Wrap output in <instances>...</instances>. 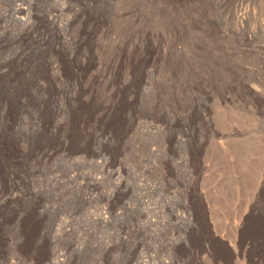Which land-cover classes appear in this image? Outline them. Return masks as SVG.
<instances>
[{"label": "rangeland", "instance_id": "1", "mask_svg": "<svg viewBox=\"0 0 264 264\" xmlns=\"http://www.w3.org/2000/svg\"><path fill=\"white\" fill-rule=\"evenodd\" d=\"M59 1L0 0V264H264V0Z\"/></svg>", "mask_w": 264, "mask_h": 264}, {"label": "bare ground", "instance_id": "2", "mask_svg": "<svg viewBox=\"0 0 264 264\" xmlns=\"http://www.w3.org/2000/svg\"><path fill=\"white\" fill-rule=\"evenodd\" d=\"M68 1H69V0H68ZM113 1H115V0H113ZM23 2H24V1H23ZM55 2H56V1H55ZM58 2H61V1L58 0ZM14 3H15V2H14ZM16 3H17V2H16ZM56 3H57V2H56ZM56 3H55V4H56ZM67 3H68V2H67ZM69 3H70V2H69ZM72 3H74V2H72ZM84 3H85V2H84ZM55 4H54V5H55ZM61 5H63V4H61ZM73 5L75 6V3H74ZM20 6H21V5H20ZM20 6H19V4L15 6L14 12H15L16 14H17V13H18V14H22V13H24V9H23L22 7H20ZM25 6H26V5H25ZM59 6H60V5H59ZM74 6H73V7H74ZM76 6H77V5H76ZM81 6H82V5H81ZM81 6H80V7H81ZM77 7H78V6H77ZM82 7H84V6H82ZM85 7H86V6H85ZM85 7H84V8H85ZM55 8H56V7H55ZM55 8H54V9H55ZM65 9H66V8H65ZM67 9H68V8H67ZM77 9H78V8H77ZM58 10H59V9H58ZM82 11H83V10H82ZM82 11H81V12H82ZM84 11H85V10H84ZM89 11H90V10H89ZM0 12H1V11H0ZM8 12H9V11H7V13H8ZM39 12H40V11H39ZM43 12H44V11H43ZM242 12H243V11H242ZM242 12H241V13H242ZM1 13H3V12H1ZM1 13H0V14H1ZM15 13H14V14H15ZM25 13H26V12H25ZM29 13H30V12H29ZM32 13H33V12H32ZM50 13H51V12H50ZM55 13H56V12H55ZM63 13H64V12H63ZM123 13H124V12H123ZM4 14H5V12H4ZM30 14H31V13H30ZM30 14H29V15H30ZM34 14H35V13H34ZM34 14H33V15H34ZM37 14H38V13H37ZM52 14H53V13H52ZM52 14H51V15H52ZM57 14H58V12H57ZM128 14H129V13L127 12V15H128ZM1 15H2V14H1ZM29 15H27V16L29 17ZM31 15H32V14H31ZM31 15H30V16H31ZM59 15H60V14H59ZM76 15H77V14H76ZM120 15H121V14H120ZM120 15H119V16H120ZM8 16H10V15H8ZM34 16H35V15H34ZM49 16H50V15H49ZM61 16H62V11H61ZM63 16H64V15H63ZM65 16H66V14H65ZM15 17H16V16H15ZM28 17H27V18H28ZM56 17H57V15H56ZM56 17L52 16V18H50V19L52 20L51 22L56 23V22H57ZM71 17H72V16H71ZM88 17H89V16H88ZM117 17H118V16H117ZM4 18H5V17H4ZM4 18H0V19H4ZM32 18H33V17H32ZM57 18H58V17H57ZM59 18H60V17H59ZM61 18H62V17H61ZM77 18H78V17H77ZM77 18H76V20H77ZM13 19H14V18H13ZM15 19H16L17 22L20 23L21 25L26 26V28H27V27L29 28V26L31 25V22H30L31 19L28 20V19H26V17L23 18V16H21V17L18 16V17H16ZM42 19H44V18H42ZM50 19H48V20H50ZM67 19H68V18H67ZM70 19H72V18H70ZM79 19H80V18H79ZM100 19L102 20V18H100ZM104 19H106V18H104ZM119 19H120V18H119ZM9 20H10V19H9ZM11 20H12V19H11ZM16 20H15V21H16ZM46 20H47V19H46ZM59 20H60V19H59ZM63 20H64V19H63ZM63 20H62V21H63ZM86 20H88V18H87ZM86 20H85V21H86ZM92 20H93V19H92ZM92 20H91V21H92ZM96 20H97V19H96ZM15 21H14V22H15ZM33 21H34V20H33ZM43 21H44V20H43ZM70 21H71V20H70ZM80 21H81V20H80ZM89 21H90V20H89ZM97 21H98V20H97ZM1 22H2V21H1ZM3 22H4V21H3ZM9 22H10V21H9ZM46 22H47V21H46ZM60 22H61V21H60ZM65 22H66V21H65ZM82 22H83V21H82ZM87 22H88V21H87ZM87 22H85V23H87ZM103 22H104V21H103ZM114 22H115V21H114ZM57 23H58V26H57V27H60V26H59V22H57ZM74 23H76V22L74 21ZM78 23H79V20H78ZM89 23H90V22H89ZM89 23H88V24H89ZM106 23H107V22H106ZM108 23H109V22H108ZM62 24H63V23H62ZM65 24H66V23H65ZM82 24H83V23H82ZM88 24H87V25H88ZM49 25H50V24H49ZM56 25H57V24H56ZM70 25H72V23H71ZM78 25H79V24H78ZM80 25H81V24H80ZM89 25H91V23H90ZM89 25H88V26H89ZM93 25H94V24H93ZM93 25H92V26H93ZM10 26H11V25H10ZM23 26H22V28H23V30H25ZM34 26H35V25H34ZM34 26H33V27H34ZM37 26H38V24H37ZM42 26H43V25H42ZM63 26H64V25H63ZM81 26H82V25H81ZM103 26H105V25H103ZM106 26H107V25H106ZM110 26H111V25H110ZM20 27H21V26H20ZM40 27H41V26H40ZM45 27H46V26H45ZM69 27H70V26H69ZM69 27H68V30H67V31L64 30L66 33H67L68 31H70V30H69ZM71 27H72V26H71ZM74 27H76V26H74ZM89 27H90V26H89ZM94 27H95V26H94ZM31 28H32V26H31ZM31 28H30V29H31ZM48 28H49V27H48ZM51 28H52V26H51ZM66 28H67V27H66ZM76 28H77V27H76ZM87 28H88V27H87ZM97 28H98V27H97ZM97 28L95 27V30H96ZM100 28H102V27H100ZM110 28H112V27H109V30H110ZM10 29H11V28H10ZM10 29H7V27H6V30L9 31ZM17 29H18V27H17ZM20 29H21V28H20ZM35 29H37V28L35 27ZM54 29H56V28H54ZM59 29H60V28H59ZM64 29H65V27H64ZM70 29H71V28H70ZM74 29H75V28H74ZM82 29H83V28H81V29L79 28L80 31H81ZM84 29H85V28H84ZM84 29H83V30H84ZM92 29H93V27H92ZM92 29H91V30H92ZM102 29H103V28H102ZM2 30H5V29L2 28ZM13 30H14V29H13ZM13 30H12V31H13ZM41 30H42V29H41ZM62 30H63V29H62ZM79 30L77 29V31H76L77 34H78V31H79ZM85 30H87V29H85ZM91 30L89 29V31H91ZM111 30H112V29H111ZM148 30H149V29H148ZM148 30H147V31H148ZM25 31H26V30H25ZM29 31H30V30H29ZM29 31H28V32H29ZM31 31H32V29H31ZM39 31H40V30H39ZM46 31H47V30H46ZM97 31H98V30H97ZM100 31H101V30H100ZM100 31H99V32H100ZM107 31H108V30H107ZM141 31H143V30H141ZM2 32H3V31H2ZM6 32H7V31H6ZM10 32H11V30H10ZM15 32H16V31H15ZM22 32H23V31H22ZM32 32H33V31H32ZM32 32H31V33H32ZM34 32H35V31H34ZM62 32H63V31H62ZM86 32H87V31H86ZM102 32H103V34L100 33V34H102L101 36H104V34H108L107 32L105 33L104 30H102ZM108 32H109V31H108ZM110 32H113V31H110ZM143 32H144V31H143ZM11 33H12V32H11ZM19 33H20V32H19ZM40 33H41V32H39V34H40ZM43 33H44V31H43ZM45 33H46V32H45ZM59 33H61V31H60ZM66 33H65V34H66ZM69 33H70V32H69ZM73 33L75 34L74 31H73ZM79 33H80V32H79ZM81 33H82V32H81ZM83 33H84V32H83ZM91 33H92V31H91ZM95 33H96V32H95ZM141 33H142V32H141ZM149 33H151V32H149ZM13 34H14V33H13ZM24 34H25V33H24ZM28 34H30V33H28ZM28 34H27V36H28ZM36 34H37V32H36ZM48 34H49V33H48ZM74 34H73V36H74ZM89 34H90V33H89ZM92 34H93V33H92ZM97 34H98V33H97ZM143 34H144V33H143ZM147 34H148V33H147ZM157 34H158V33H157ZM0 35H1V34H0ZM6 35H7V34H6ZM14 35H15V34H14ZM41 35H42V34H41ZM45 35H46V34H45ZM45 35H44V36H45ZM49 35H50V34H49ZM55 35H56V34H55ZM61 35H62V34H61ZM67 35H70V34L67 33L66 36H67ZM78 35H79V34H78ZM78 35L75 34V36H78ZM108 35H109V34H108ZM111 35H112V33H111ZM121 35H122V34H121ZM129 35H130V34H129ZM144 35H145V34H144ZM149 35H150V34H149ZM151 35H152V34H151ZM19 36H20V35H19ZM31 36H32V35H31ZM33 36H34V35H33ZM44 36H43V37H44ZM70 36H71V35H70ZM75 36H74V38H72V39H75V38H76ZM80 36H81V35H80ZM87 36H88V34H87ZM90 36H92V35H90ZM93 36H94V35H93ZM117 36H119V35H117ZM126 36H127V35H126ZM145 36H146V35H145ZM145 36H144V37H145ZM1 37H2V36H1ZM13 37H14V36H13ZM43 37H42V38H43ZM49 37H50V36H49ZM52 37L54 38V36H52ZM57 37H58V36H57ZM57 37H56V38H57ZM62 37H63V36H62ZM67 37H68V36H67ZM67 37H66V38H67ZM104 37H105V36H104ZM104 37H103V41L105 40ZM124 37H125V36H124ZM129 37H130V36H128L127 39H129ZM147 37H148V36H147ZM158 37H159V36H158ZM14 38H16V37H14ZM20 38H21V37H20ZM27 38H28V37H27ZM32 38H33V37H32ZM34 38H35V37H34ZM59 38H60V36H59ZM68 38H69V37H68ZM88 38H90V37H88ZM88 38H87V40H88ZM99 38H100V37H99ZM101 38H102V37H101ZM107 38H108V37H107ZM107 38H106V40H107ZM114 38H115V37H114ZM118 38H119V37H118ZM120 38H121V37H120ZM120 38H119V40H120ZM149 38H150V36H149ZM2 39H3V37H2ZM18 39H19V38H18ZM43 39H44V38H43ZM43 39H42V40H43ZM45 39H46V37H45ZM51 39H52V38H51ZM76 39H77V38H76ZM110 39H112V37H111ZM110 39L108 40L109 42H110ZM121 39H122V38H121ZM158 39H160V37H159ZM10 40H11V39H10ZM19 40H21V39H19ZM32 40H33V39H32ZM35 40H36V39H35ZM35 40H34V41H35ZM37 40H39V39H37ZM42 40H40V43H43V42H41ZM47 40H48V39H47ZM61 40L64 41V39H61ZM116 40H117V38H116ZM116 40H115V41H116ZM131 40H132V39H131ZM146 40H148V38H147ZM146 40H145V41H146ZM151 40H152V39H151ZM21 41H22V40H21ZM30 41H31V40H30ZM48 41H49V40H48ZM65 41H66V40H65ZM67 41H68V39H67ZM69 41H70V40H69ZM72 41H73V40H72ZM85 41H86V40H85ZM117 41H118V40H117ZM122 41H123V40H122ZM122 41H121V42H122ZM126 41H127V40H126ZM143 41H144V40H143ZM44 42H45V41H44ZM49 42H50V41H49ZM53 42H54V41H52V43H53ZM55 42H56V41H55ZM57 42H58V41H57ZM57 42H56V43H57ZM74 42H75V41H74ZM76 42H77V41H76ZM86 42H87V41H86ZM88 42H89V41H88ZM101 42H102V41H101ZM113 42H114V41H113ZM113 42H112V43H113ZM130 42H131V41H130ZM146 42H147V41H146ZM146 42H145V43H146ZM2 43H3V42H2ZM4 43H5V42H4ZM12 43H14V42L12 41ZM19 43H20V42H19ZM22 43H24V40H23ZM22 43H21V44H22ZM30 43H31V42H30ZM36 43H38V42H36ZM46 43H47V42H46ZM46 43H45V44H46ZM65 43H67V42H65ZM116 43H117V42H116ZM118 43H119V42H118ZM124 43H125V42H124ZM134 43H135V42H134ZM137 43H138V41H137ZM141 43H142V42H141V40H140V43H138V45H140ZM143 43H144V42H143ZM145 43H144V44H145ZM150 43H151V42H150ZM45 44H44V45H45ZM50 44H51V43H50ZM58 44H59V43H58ZM67 44H68V43H67ZM67 44H66V45H67ZM74 44H75V43H74ZM74 44H73V45H74ZM95 44H96V43H95ZM99 44H100V43H99ZM109 44H110V43H109ZM121 44H122V43H121ZM121 44H120V45H121ZM131 44H132V43H131ZM147 44L149 45V43H147ZM8 45H9V44H8ZM41 45H42V44H41ZM61 45H62V44H61ZM63 45H64V44H63ZM68 45H69V44H68ZM102 45H103V42H102ZM105 45H108V43L106 42ZM110 45H111V44H110ZM110 45H109V46H110ZM133 45H134V44H133ZM135 45H137V44H135ZM142 45H143V44H142ZM148 45H147V46H148ZM155 45H156V44H155ZM11 46H12V45H11ZM18 46H20V44H19ZM27 46H28V44H27ZM27 46H26V47H27ZM48 46H50V45L48 44ZM48 46H47V47H48ZM58 46L60 47V44H59ZM79 46H80V45H79ZM81 46H82V45H81ZM81 46H80V47H81ZM87 46H88V45H87ZM96 46H97V45H96ZM96 46L93 47V48L96 49ZM100 46H101V45H100ZM111 46H113V45H111ZM114 46H115V44H114ZM117 46H118V45H117ZM123 46H124V45H122L121 48H123ZM127 46H128V45H127ZM127 46L125 45L124 47H127ZM131 46H132V45H131ZM150 46L152 47L153 45H150ZM150 46H149V49H150ZM1 47H2V46H1ZM29 47H30V46H29ZM52 47H53V46H52ZM61 47H62V46H61ZM83 47H84V46H83ZM107 47H108V46H107ZM119 47H120V46H119ZM119 47H118V48H119ZM135 47H136V46H135ZM145 47H146V46H145ZM18 48H19V47H18ZM24 48H25V47H24ZM74 48H77V45H76V47H74ZM81 48H82V47H81ZM97 48H98V47H97ZM100 48H102V46L99 47V49H100ZM113 48H114V47H112V48L110 47V49H112V50H113ZM116 48H117V47H116ZM121 48H120V50H122ZM132 48H133V47H132ZM132 48H131V49H132ZM19 49H20V48H19ZM52 49H53V48H52ZM55 49H56V48H55ZM70 49H71V48H70ZM77 49H78V48H77ZM87 49H89V48H87ZM128 49H129V48H128ZM139 49H140V46H139ZM145 49H146V48H145ZM20 50H21V49H20ZM22 50H23V49H22ZM22 50H21V51H22ZM39 50H41V49H39ZM57 50H58V49H57ZM62 50H64V49H62ZM75 50H76V49H75ZM91 50H92V49H91ZM105 50H106V49H105ZM108 50H109V49H108ZM108 50H107V51H108ZM112 50H109V51L112 52ZM125 50H126V49H125ZM18 51H19V50H17V52H18ZM51 51H52V50H51ZM53 51H54V50H53ZM60 51H61V50H60ZM65 51H66V50H65ZM69 51H70V50H69ZM81 51H82V50H81ZM98 51L100 52V50H98ZM114 51H115V50H114ZM122 51H123V50H122ZM132 51H133V49H132ZM136 51H137V50H136ZM140 51H141V50H140ZM143 51H144V50H143ZM148 51H150V50H148ZM153 51H154V50H153ZM15 52H16V50H15ZM24 52H25V51H24ZM55 52H56V51H55ZM55 52H54V53H55ZM61 52H62V51H61ZM88 52H89V51H87V53H88ZM91 52H92V51H91ZM118 52H119V51H118ZM123 52H124V51H123ZM129 52H130V49H129ZM4 53H5V52H4ZM21 53H22V52H21ZM26 53H27V52H26ZM56 53H57V52H56ZM56 53H55V54H56ZM62 53H63V52H62ZM67 53H68V52H66V55H67ZM69 53H70V52H69ZM77 53H78V52H77ZM101 53H102V52H101ZM104 53H105V52H104ZM106 53H107V52H106ZM113 53H114V52H113ZM115 53H116V52H115ZM124 53H125V52H124ZM143 53H144V52H143ZM143 53H142V51H141V54H143ZM149 53H150V52H149ZM17 54L19 55L20 53L18 52ZM38 54H39V53H38ZM73 54H74V53H73ZM73 54H72V55H73ZM75 54H76V53H75ZM84 54H85V53H84ZM84 54H83V55H84ZM90 54H91V53H90ZM90 54H89V55H90ZM99 54H100V53H99ZM118 54H119V53H117V55H118ZM120 54H121V53H120ZM120 54H119V55H120ZM127 54H128V53H127ZM127 54H126V56H127ZM130 54H131V52H130ZM130 54H129V55H130ZM135 54H136V53H135ZM137 54H138V53H137ZM139 54H140V53H139ZM144 54H145V53H144ZM144 54H143V55H144ZM35 55H37V54H35ZM59 55H60V54H59ZM61 55H62V57H63V54H61ZM78 55H79V54H78ZM81 55H82V54H81ZM103 55H105V54L102 53V57H103ZM117 55H116V57H117ZM122 55H123V54H122ZM124 55H125V54H124ZM131 55H132V54H131ZM149 55H151V53H150ZM19 56H21V55H19ZM55 56H56V55H55ZM79 56H80V55H79ZM100 56H101V55H99V57H100ZM111 56H112V53H111ZM111 56H110V57H111ZM114 56H115V55H114ZM133 56H134V55H133ZM138 56H139V55H138ZM138 56L135 55L136 58H137ZM25 57H26V56H25ZM29 57H30V56H29ZM60 57H61V56H60ZM62 57H61V58H62ZM71 57H72V56H71ZM76 57H78V56H76ZM80 57H81V56H80ZM88 57H89V56H88ZM91 57H92V56H91ZM93 57H94V55H93ZM108 57H109V56H108ZM110 57H109V58H110ZM118 57H119V56H118ZM131 57H132V56H131ZM139 57H140V56H139ZM64 58H65V57H64ZM64 58H63V59H64ZM66 58H67V57H66ZM73 58H75V57H73ZM73 58L71 59V62H72ZM78 58H79V57H78ZM81 58H83V57H81ZM96 58H97V57H96ZM100 58H101V57H100ZM112 58H115V57H112ZM123 58H124V57H123ZM127 58H128V57H127ZM136 58H135V59H136ZM142 58H143V57H142ZM26 59H27V58H26ZM85 59H87V58H85ZM88 59H89V58H88ZM88 59H87V60H88ZM97 59H98V58H97ZM119 59H120V58H119ZM119 59H118V60H119ZM128 59H129V58H128ZM128 59H127V60H128ZM132 59H133V57H132ZM135 59H134V60H135ZM139 59H140V58H139ZM2 60H3V59H2ZM14 60H16V59H14ZM20 60H21V59H20ZM55 60H57V59H55ZM65 60H66V59H65ZM65 60H64V62H65ZM67 60H68V58H67ZM75 60L80 61V60H78V59H76V58H75ZM94 60H95V59H94ZM125 60H126V58H125ZM137 60H138V59H137ZM141 60H142V59H141ZM148 60H149V57H148ZM3 61H4V60H3ZM69 61H70V59H69ZM77 61H76V62H77ZM83 61H85V60H83ZM90 61H91V58H90ZM90 61H89V62H90ZM92 61H93V60H92ZM99 61H100V60H99ZM104 61H105V59H104ZM104 61H102V62H104ZM106 61H107V60H106ZM138 61H139V60H138ZM144 61H145V60H144ZM25 62H26V61H25ZM25 62H24V63H25ZM57 62H61V61H57ZM66 62L68 63V61H66ZM71 62H70V63H71ZM120 62H121V61H120ZM131 62H132V61H131ZM139 62H140V61H139ZM15 63H16V62H15ZM38 63H39V62H38ZM50 63H51V62H50ZM83 63H84V62H83ZM92 63H93V62H92ZM95 63H97V62L95 61ZM99 63H100V62H99ZM99 63H98V65H99ZM112 63H113V62H112ZM126 63H127V62H126ZM128 63H130V62H128ZM137 63H138V62H137ZM147 63H149V62H147ZM35 64H36V63H35ZM41 64H42V63H41ZM54 64H55V63H54ZM57 64H58V63H57ZM78 64H79V62H78ZM80 64H81V63H80ZM102 64H103V63H102ZM102 64H101V65H102ZM114 64L116 65V62H115ZM114 64H112V66H113ZM119 64H120V63H119ZM135 64H136V63H135ZM142 64H144V63H142ZM12 65H13V64H12ZM47 65H49V64H47ZM62 65H64V64H62ZM72 65H73V64H72ZM81 65H82V64H81ZM88 65H89V63H88ZM88 65H87V66H88ZM93 65H94V64H93ZM104 65H105V64H104ZM106 65H107L106 67H108V66H109V62H108ZM117 65H118V64H117ZM117 65H116L115 67H117ZM125 65H126V64H125ZM133 65H134V64H133ZM137 65H138V64H137ZM146 65H147V64H146ZM7 66H8V65H7ZM23 66H24V65H23ZM51 66H52V65H51ZM55 66H56V64H55ZM64 66L66 67V65H64ZM70 66H71V65H70ZM73 66H74V65H73ZM76 66H77V64H76ZM87 66H86V67H87ZM119 66H120V65H119ZM34 67H35V66H34ZM74 67H75V66H74ZM77 67H79V66H77ZM83 67L86 68L85 65H83ZM83 67H82V68H83ZM104 67H105V66H104ZM110 67H111V66H109V68H110ZM115 67H114L113 69H115ZM127 67L129 68L130 66H127ZM133 67H134V66H133ZM136 67H137V66H136ZM144 67H145V66H144ZM17 68H18V67H17ZM61 68H62V67H61ZM63 68H64V67H63ZM69 68H70V67H69ZM87 68H88V67H87ZM91 68H92V66H91ZM101 68H102V67H101ZM128 68H127V69H128ZM137 68H138V67H137ZM49 69H50V68H49ZM76 69H77V68H76ZM111 69H112V68H111ZM44 70H46V69H44ZM62 70H63V69H62ZM73 70H75V69H73ZM97 70H98V69H97ZM97 70H96V71H97ZM101 70H102V69H101ZM103 70H104V69H103ZM109 70H110V69H109ZM117 70H118V69H117ZM120 70H121V69H120ZM130 70H131V69H130ZM141 70H142V69H141ZM23 71H25V70L23 69ZM49 71H50V70H49ZM59 71H60V70H59ZM64 71H66V69H64ZM64 71H63V72H64ZM98 71H99V70H98ZM112 71H114V70H112ZM118 71H119V70H118ZM118 71H117V73H119ZM132 71H133V70H132ZM137 71H138V70H137ZM60 72H61V71H60ZM68 72H72V71L69 70ZM68 72H67V73H68ZM75 72H77V71H75ZM100 72H101V71H100ZM105 72H106V70H105ZM107 72H108V71H107ZM139 72H140V71H139ZM14 73H15V72H14ZM46 73H47V72H46ZM49 73H50V72H49ZM77 73H78V72H77ZM96 73H97V72H96ZM96 73H95V74H96ZM110 73H111V72H110ZM110 73H109V74H110ZM113 73H115V72H113ZM132 73H133V72H132ZM135 73L137 74L136 71H135ZM15 74H16V73H15ZM19 74H20V73H19ZM19 74H18V75H19ZM22 74H23V73H22ZM36 74H37V72H36ZM53 74H54V73H53ZM69 74H70V73H69ZM82 74H83V73H82ZM87 74H88V73H87ZM93 74H94V73H93ZM95 74H94V75H95ZM99 74H100V73H99ZM101 74H102V73H101ZM47 75H48V73H47ZM55 75H56V74H54L53 77H55ZM57 75H58V72H57ZM59 75H60V74H59ZM63 75H64V74H63ZM65 75H66V74H65ZM91 75H92V74H91ZM91 75H90V78H92ZM97 75H98V74H97ZM105 75H106V73H105ZM107 75H108V73H107ZM112 75H113V74H112ZM129 75H130V74H129ZM51 76H52V75H51ZM51 76H50V77H51ZM60 76H61V75H60ZM60 76H59V77H60ZM70 76H71V75H70ZM73 76H74V75H73ZM80 76H81V75H80ZM95 76H96V75H95ZM101 76H102V75H101ZM101 76H100V77H101ZM109 76H111V74H110ZM109 76H108V77H109ZM127 76H128V75H127ZM130 76H131V75H130ZM134 76H135V75H133V77H134ZM37 77H38V76H37ZM45 77H46V76H45ZM56 77H58V76H56ZM61 77H62V76H61ZM66 77H68V76H66ZM83 77H84V76H83ZM115 77L117 78V76H115ZM119 77H120V76H119ZM62 78L64 79V77H62ZM81 78H82V77H81ZM90 78H89V79H90ZM95 78H96V77H95ZM112 78H113V77H112ZM130 78H131V77H130ZM39 79H40V78H39ZM58 79H59V78H58ZM60 79H61V78H60ZM82 79H83V78H82ZM96 79H98V78H96ZM101 79H102V78H101ZM106 79H108V78H106ZM106 79H105V80H106ZM128 79H129V78H128ZM132 79H133V78H132ZM74 80H75V79H74ZM98 80H99V79H98ZM130 80H131V79H130ZM133 80H134V79H133ZM41 81H42V80H41ZM59 81H60V80H59ZM76 81H77V80H76ZM76 81H74V82H76ZM79 81H80V80H79ZM82 81H83V80H82ZM92 81H93V79H92ZM103 81H104V80H103ZM107 81H109V80H107ZM107 81H106V83H109V82H110V81H109V82H107ZM112 81H113V79H112ZM118 81H119V80H118ZM125 81H126V80H125ZM125 81H124V82H125ZM131 81H132V80H131ZM31 82H32V81H31ZM36 82H37V81H36ZM43 82H44V81H43ZM65 82H66V81H65ZM70 82H71V81H70ZM70 82H69V83H70ZM72 82H73V81H72ZM97 82H98V81H97ZM97 82H96V83H97ZM116 82H117V81H116ZM88 83H89V82H88ZM88 83H87V84H88ZM91 83H92V82H91ZM110 83H111V82H110ZM110 83H109V84H110ZM112 83H113V82H112ZM112 83H111V84H112ZM41 84H42V83H41ZM53 84H54V83H53ZM66 84H67V83H66ZM66 84H65V85H66ZM93 84H95V83H93ZM111 84H110V85H111ZM117 84H118V83H117ZM119 84H120V83H119ZM132 84H133V83H132ZM32 85H34V84H32ZM35 85H36V84H35ZM48 85H49V83H48ZM89 85H91V84H89ZM123 85H124V84H123ZM123 85H121V87H122ZM76 86H77V85H76ZM78 86H79V85H78ZM87 86H88V85H87ZM92 86H93V85H92ZM92 86H91V87H92ZM104 86H105V85H104ZM106 86H107V84H106ZM115 86H116V85H115ZM115 86H114L113 88H116ZM117 86H118V85H117ZM127 86H128V85H127ZM129 86H130V85H129ZM81 87H82V86H81ZM125 87H126V86H125ZM131 87H132V86H131ZM131 87H130V88H131ZM76 88H77V87H76ZM104 88H105V87H104ZM117 88L120 89L119 87H117ZM122 88H123V87H122ZM65 89H66V88H65ZM88 89H89V88H88ZM57 90H58V89H57ZM120 90H121V89H120ZM126 90H127V89H126ZM48 91H49V90H48ZM54 91H55V90H54ZM111 91H112V90H111ZM124 91H125V90H124ZM128 91H129V89H128ZM132 91H133V89H132ZM77 92H78V91H77ZM83 92L86 93L85 90H84ZM88 92H89V91H88ZM79 93H80V92H79ZM89 93H90V92H89ZM89 93H88V94H89ZM92 93H93V92H92ZM112 93H113V92H112ZM120 93H121V92H119V94H120ZM122 93H123V92H122ZM128 93H129V92H128ZM77 94H78V93H77ZM117 94H118V93H116V95H117ZM119 94H118V95H119ZM109 95H110V94H109ZM123 95H124V94H123ZM119 96H120V95H119ZM119 96H118V97H119ZM89 97H91V95H90ZM95 97H96V96H95ZM110 97H111V96H110ZM122 97H123V96H122ZM131 97H132V96H131ZM77 98H78V97H77ZM105 98H106V97H105ZM132 98H133V97H132ZM110 99H111V98H110ZM113 99H114V98H113ZM90 100H91V98H90ZM92 100H93V99H92ZM92 100H91V101H92ZM128 101H129V100H128ZM122 102H123V101H122ZM129 102H130V101H129ZM129 102H128V103H129ZM82 103H83V102H82ZM113 103H114V102H113ZM118 103H119V102H118ZM43 104H44V103H43ZM116 104H117V103H116ZM119 104H120V103H119ZM87 105H88V104H87ZM103 105H104V104H103ZM126 105H128V104H126ZM130 105H131V104H130ZM82 106H83V105H82ZM106 106H107V105H106ZM87 107H88V106H87ZM26 108H27V107H26ZM103 108H104V107H103ZM106 108H107V107H106ZM90 109H91V108H90ZM116 109H117V108H116ZM87 110H88V109H87ZM113 110H114V109H113ZM27 111H28V110H27ZM74 112H75V111H74ZM81 112H82V111H81ZM87 112H88V111H87ZM111 113H112V112H111ZM115 113H117V112H115ZM79 114H80V113H79ZM100 114H101V113H100ZM83 115H84V113H83ZM111 115H112V114H111ZM24 116H25V115H24ZM89 116H90V115H89ZM91 116H92V115H91ZM113 116H114V115H113ZM113 116H110V117H113ZM81 117L83 118L84 116H81ZM108 117H109V116H108ZM79 118H80V117H79ZM84 118H85V117H84ZM97 118H98V117H97ZM95 119H96V117H95ZM101 119H102V121H103V117H102V116H101ZM111 119H112V118H111ZM120 119H121V118H120ZM122 119H123V118H122ZM96 120H97V119H96ZM114 120H115V119H114ZM88 121H89V120H88ZM59 122H60V121H59ZM96 122H97V121H96ZM103 122H104V121H103ZM103 122H102V123H103ZM110 122H111V120H110ZM113 122H114V121H113ZM116 122H117V121H116ZM120 122H121V121H120ZM85 123H86V121H85ZM63 124H64V123H63ZM107 124H108V123H107ZM90 125H91V123H90ZM56 126H57V125H56ZM58 126H59V125H58ZM58 126H57V128H58ZM81 127H82V126H81ZM81 127H80V128H81ZM112 127H114V124H113ZM115 127H116V125H115ZM81 129H82V128H81ZM81 129H80V130H81ZM58 130H59V129H58ZM77 130H78V129H77ZM83 130H84V129H83ZM68 131H69V130H68ZM54 143H55V142H54ZM57 144H58V143H57ZM51 147H52V146H51ZM57 147H58V146H57ZM59 150H60V149H59ZM3 151H4V150H3ZM57 151H58V150H57ZM2 154H3V153H2ZM6 154H7V153H6ZM9 154H10V153H9ZM9 154H8V155H9ZM3 155L5 156V154H3ZM3 155H2V156H3ZM15 155H16V154H15ZM2 159H3V158H2ZM11 159H12V158H11ZM3 161H4V160H3ZM7 161H8V160H7ZM9 170H11V169H9ZM73 180H74V179H73ZM99 183H100V182H99ZM96 185H97V184H96ZM263 226H264V225H263ZM263 262H264V261H263ZM263 262H262V263H263Z\"/></svg>", "mask_w": 264, "mask_h": 264}]
</instances>
